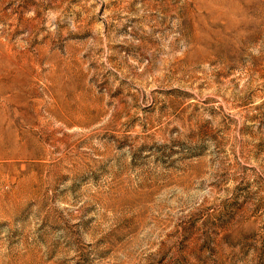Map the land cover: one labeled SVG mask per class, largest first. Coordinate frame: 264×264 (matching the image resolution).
Segmentation results:
<instances>
[{
    "label": "rangeland",
    "instance_id": "1",
    "mask_svg": "<svg viewBox=\"0 0 264 264\" xmlns=\"http://www.w3.org/2000/svg\"><path fill=\"white\" fill-rule=\"evenodd\" d=\"M0 264H264V0H0Z\"/></svg>",
    "mask_w": 264,
    "mask_h": 264
},
{
    "label": "bare ground",
    "instance_id": "2",
    "mask_svg": "<svg viewBox=\"0 0 264 264\" xmlns=\"http://www.w3.org/2000/svg\"><path fill=\"white\" fill-rule=\"evenodd\" d=\"M3 155V154H2Z\"/></svg>",
    "mask_w": 264,
    "mask_h": 264
}]
</instances>
